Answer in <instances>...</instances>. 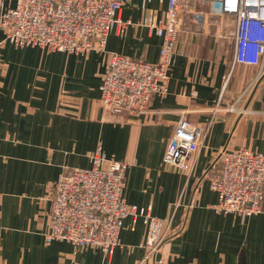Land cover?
Here are the masks:
<instances>
[{"label":"crops","instance_id":"1","mask_svg":"<svg viewBox=\"0 0 264 264\" xmlns=\"http://www.w3.org/2000/svg\"><path fill=\"white\" fill-rule=\"evenodd\" d=\"M167 9L166 0H125L119 16L132 24L79 56L17 47L0 27V264H264V204L249 216L213 208L221 151L264 154V77L253 85L258 69L234 64L233 18L222 28L211 6H200L203 22L194 8L182 10L169 94L140 114L112 116L101 105L111 53L159 61L162 40L142 22L165 20ZM182 120L204 130L190 171L164 162ZM99 146L129 164L126 202L171 220L156 256L143 246L146 226L132 218L112 256L47 241L55 183L65 170L90 168Z\"/></svg>","mask_w":264,"mask_h":264},{"label":"built area","instance_id":"2","mask_svg":"<svg viewBox=\"0 0 264 264\" xmlns=\"http://www.w3.org/2000/svg\"><path fill=\"white\" fill-rule=\"evenodd\" d=\"M151 2L152 0H146ZM165 20L154 16L142 24L162 40L155 64L111 53L100 85V102L109 115L146 112L155 96L169 94L170 70L176 62L180 14L207 5L229 28L234 41V64L258 69L253 85L264 77V0H166ZM125 0H16L14 7L0 0V27L7 41L20 47H38L52 52L87 55L104 49L109 36L123 32L132 23L119 16ZM201 16V17H200ZM227 25V26H225ZM225 31L223 30V34ZM236 111L235 107L230 108ZM241 112V111H240ZM243 112V111H242ZM241 112V113H242ZM204 130L180 121L165 153L164 162L190 171L196 161ZM87 169H68L55 183L51 231L47 241H67L76 248L99 249L112 256L120 245L127 218L147 228L143 246L156 256L169 239L171 220L153 215L150 207L129 205L124 197L129 164L107 158L99 146ZM221 165L211 188L218 195L213 208L221 214L253 215L263 211L264 154L248 149H223ZM163 263V261H160Z\"/></svg>","mask_w":264,"mask_h":264},{"label":"rangeland","instance_id":"3","mask_svg":"<svg viewBox=\"0 0 264 264\" xmlns=\"http://www.w3.org/2000/svg\"><path fill=\"white\" fill-rule=\"evenodd\" d=\"M52 52V51H51ZM154 215V214H153Z\"/></svg>","mask_w":264,"mask_h":264}]
</instances>
